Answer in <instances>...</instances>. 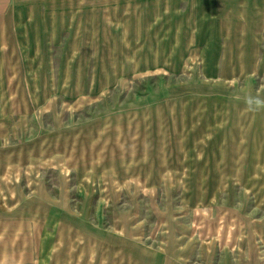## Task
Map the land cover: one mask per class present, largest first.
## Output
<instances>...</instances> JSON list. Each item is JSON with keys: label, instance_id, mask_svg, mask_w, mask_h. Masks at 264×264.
I'll return each instance as SVG.
<instances>
[{"label": "rangeland", "instance_id": "rangeland-1", "mask_svg": "<svg viewBox=\"0 0 264 264\" xmlns=\"http://www.w3.org/2000/svg\"><path fill=\"white\" fill-rule=\"evenodd\" d=\"M125 1L0 0V264H264V67Z\"/></svg>", "mask_w": 264, "mask_h": 264}, {"label": "crops", "instance_id": "crops-1", "mask_svg": "<svg viewBox=\"0 0 264 264\" xmlns=\"http://www.w3.org/2000/svg\"><path fill=\"white\" fill-rule=\"evenodd\" d=\"M168 1L173 2V4H179L185 0H126L125 8L128 11L141 13L143 19L150 18L151 11L157 12L153 16H157L161 20L162 18H166L167 11L171 8L167 6ZM186 1L191 3V9L196 11L197 16L196 18L191 17L189 23L192 28L185 32L207 35V47L199 43L201 39L196 37L192 38L191 44L197 45L202 51L206 50L203 57H207L210 64L217 65L218 52L220 50L223 53V67L221 71L224 74L239 75L240 77L246 75L247 79L250 71L253 70V66L264 67V0ZM16 2L19 9L15 11L16 14H13L10 22L11 25L7 26L6 29V32L11 36L10 42L13 43V46L10 48L14 47L15 50L21 48L24 40L26 42L30 41L35 48H38V34H44L41 30L45 28L38 25L39 17H37V20L27 21L20 26H15V23L21 18L22 9L20 7L23 0H16ZM178 7L176 6V9ZM49 10H46V12H49ZM129 16L133 17L134 13ZM162 23L165 22L162 21ZM177 24L182 26V21L177 22ZM23 33L28 34L25 39L21 38ZM207 49H211L212 51L217 50L215 54H208ZM262 69L263 76L258 79L260 80V84L255 88L257 97H264V68ZM206 255L212 256L210 252H207ZM243 258L244 260L240 261V264H250V261L245 259L246 256H243Z\"/></svg>", "mask_w": 264, "mask_h": 264}, {"label": "clouds", "instance_id": "clouds-1", "mask_svg": "<svg viewBox=\"0 0 264 264\" xmlns=\"http://www.w3.org/2000/svg\"><path fill=\"white\" fill-rule=\"evenodd\" d=\"M260 103L264 104V101H261Z\"/></svg>", "mask_w": 264, "mask_h": 264}, {"label": "bare ground", "instance_id": "bare-ground-1", "mask_svg": "<svg viewBox=\"0 0 264 264\" xmlns=\"http://www.w3.org/2000/svg\"><path fill=\"white\" fill-rule=\"evenodd\" d=\"M46 6V5H45Z\"/></svg>", "mask_w": 264, "mask_h": 264}]
</instances>
